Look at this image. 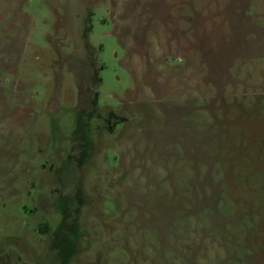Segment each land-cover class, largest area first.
<instances>
[{"label": "rangeland", "instance_id": "1", "mask_svg": "<svg viewBox=\"0 0 264 264\" xmlns=\"http://www.w3.org/2000/svg\"><path fill=\"white\" fill-rule=\"evenodd\" d=\"M0 264H264V0H0Z\"/></svg>", "mask_w": 264, "mask_h": 264}, {"label": "trees", "instance_id": "2", "mask_svg": "<svg viewBox=\"0 0 264 264\" xmlns=\"http://www.w3.org/2000/svg\"><path fill=\"white\" fill-rule=\"evenodd\" d=\"M94 106H97V97L93 100Z\"/></svg>", "mask_w": 264, "mask_h": 264}]
</instances>
